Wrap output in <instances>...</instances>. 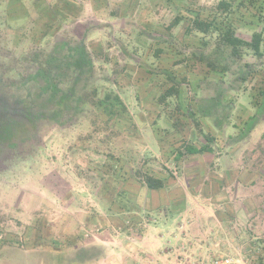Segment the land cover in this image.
Masks as SVG:
<instances>
[{
	"label": "rangeland",
	"instance_id": "obj_1",
	"mask_svg": "<svg viewBox=\"0 0 264 264\" xmlns=\"http://www.w3.org/2000/svg\"><path fill=\"white\" fill-rule=\"evenodd\" d=\"M64 1L0 0V264H264V77L238 79L264 70V52L223 56L222 75L190 51L209 52L223 22L249 39L264 0L227 12L221 0H77L70 14ZM49 8L67 16L44 34ZM195 14L217 29L188 31ZM155 43L171 54L152 56ZM78 47L92 74L78 76ZM174 60L179 96L158 103L170 81L157 69ZM221 77L224 107L200 116ZM92 86L126 112L83 102ZM198 126L212 151L176 159L205 141ZM143 174L166 188H140Z\"/></svg>",
	"mask_w": 264,
	"mask_h": 264
},
{
	"label": "trees",
	"instance_id": "obj_2",
	"mask_svg": "<svg viewBox=\"0 0 264 264\" xmlns=\"http://www.w3.org/2000/svg\"><path fill=\"white\" fill-rule=\"evenodd\" d=\"M66 1H71V2H67ZM238 1V2H237ZM258 2L260 0H257ZM263 0H261L262 2ZM65 11L70 14V9L71 7L77 6L78 1L77 0H65ZM246 0H227V1H220L219 5H218V9L217 10H222L224 12H227V10L232 9L233 10V5L236 8H240L242 7L245 3ZM70 3H73V5H71ZM264 5V3H263ZM235 8V9H236ZM46 14H47V19L45 20V28L42 30V33L46 34L45 31H47L48 28H50L56 21L58 23V17L61 18V20L65 19L67 14L64 13V11H62L61 13H56L57 9L55 8H49L48 10H46ZM235 11V10H233ZM76 14V13H75ZM118 14V13H117ZM119 15H122V13H120ZM196 16H194L191 20V25L189 27L188 31H191L192 29L198 30L200 32H208L209 30H211L212 27H217V25H215V21L217 20V17H214L213 15H211V17H202L199 16V14H195ZM59 18V19H60ZM57 19V20H56ZM182 20L181 15H176L173 17V19L170 21V24L168 25V29L173 28L174 26L178 25L179 22ZM261 18H259V21L261 22ZM223 26L224 29H220L218 30L219 32L217 33V37L214 40V46L211 47V49L209 50V52H204L202 49L199 48H193L191 49V53H193L195 56H197L201 61H203L205 63V65L209 68V70H213V71H218L220 72L222 75L228 71V64L223 62V64L218 61L219 59H221L223 56L225 57H236L241 55L242 53V49L243 48H247L249 50L252 51V53L254 55H256L257 57H261L263 55V43H264V25L262 24V28L254 30L249 39H245L243 37H240L236 34V30L233 27V25L229 22L224 23L223 22ZM217 29V28H216ZM188 33V32H187ZM205 45H204V44ZM209 41H205L202 42V44L204 45V47H206V45H208ZM170 50L166 49L164 46H161L160 43L157 44L156 43L151 46H147V49L149 51V53L157 58L161 57L162 55H165L167 52V55L171 54V48H169ZM77 53H76V57L73 60V64L80 69L78 73V76H81L82 74H84V72H86V74H92L93 72V66H92V62H91V58L88 55H86V53L84 52L85 50L82 47H78L77 48ZM147 53V55L149 54ZM146 55V56H147ZM211 56V59L208 56ZM213 56H215L216 61H214ZM217 56V57H216ZM182 58L178 59L181 60ZM176 60H174L173 62H171V64H169L168 66H163L162 68H158V72H160L161 74L165 75L166 78L170 81V86H168L164 91H161L160 96H159V102L158 103H162L166 97L168 96H175L178 97L179 96V90H180V86H179V82L177 80V76L175 73H173L172 71V66L175 64H178V62H175ZM182 61V60H181ZM158 62L159 59H158ZM220 63V64H219ZM158 66V64H157ZM251 72V73H250ZM258 73L261 74L264 77V70L260 69V70H253L248 69L246 70V75H240L238 76V79L245 81L247 79L250 78V76L253 73ZM150 73H152L150 71ZM264 82V78L262 79ZM211 84L214 85V87L216 88L214 91V94L212 96H209L207 99V106L203 107V105H200V102L197 103L198 106V112H201L200 116H208V117H212L214 115L218 114L219 108H223V99H222V95L225 94L228 91V88H231V85L227 86L224 84L223 78H218L217 80H215V82H212ZM209 86V84H208ZM212 86V85H210ZM199 87V86H198ZM224 89V90H223ZM226 89V90H225ZM82 97H83V102L89 101L91 106H93L94 108H98V105H103L105 111H108V113H111L113 115L118 113V108H115V106H113V102L111 101V99H114L115 101H117V103H119V106L121 105V110L122 112H126V107L122 105V103H120V98L117 94H114L112 91H107L104 93V95L102 97H99L97 95V89L96 87L92 86L90 89L88 90H83L82 91ZM263 98H264V92H263ZM179 100V99H178ZM102 107V108H103ZM118 107V106H117ZM121 112V111H120ZM186 114L187 116H189L191 118V120H196L198 119L197 117V113L194 112L192 109L186 110ZM256 115L254 116H250L248 118V120H246V129L245 130H249L252 127V123L250 124L251 121H253L255 119ZM111 118V116H110ZM109 117H107V120L109 122L110 120ZM199 125V124H198ZM199 128V133L201 135L204 136L205 142L204 144L200 145V146H195L192 143H188L186 142V144L183 146V150L180 151V149H178V151L176 152L175 158L179 159L181 156L185 155V154H197V153H205V152H211L212 151V146H211V141L213 140V138L202 134L201 131V127L198 126ZM245 130L242 132V134L245 132ZM142 180L143 182H140V188L144 187L148 190H162L165 185V179L166 177H159V176H154L151 174H143L142 175ZM166 188V187H165ZM121 202V197L120 200H118V198L113 197L109 203V206L111 203L115 204V202ZM126 201V200H125ZM129 201V200H127ZM126 203V202H125ZM120 204V209L121 210H126L123 206H121L122 204ZM111 207V206H110ZM109 207V209H110ZM112 209V208H111ZM264 248V246H262Z\"/></svg>",
	"mask_w": 264,
	"mask_h": 264
},
{
	"label": "built area",
	"instance_id": "obj_3",
	"mask_svg": "<svg viewBox=\"0 0 264 264\" xmlns=\"http://www.w3.org/2000/svg\"><path fill=\"white\" fill-rule=\"evenodd\" d=\"M209 264H231V258H212Z\"/></svg>",
	"mask_w": 264,
	"mask_h": 264
},
{
	"label": "crops",
	"instance_id": "obj_4",
	"mask_svg": "<svg viewBox=\"0 0 264 264\" xmlns=\"http://www.w3.org/2000/svg\"><path fill=\"white\" fill-rule=\"evenodd\" d=\"M250 116H251V115H250ZM207 117H208V116H207ZM211 134H212V135H211ZM211 134H210V135L213 136V133H211ZM233 137H234V136H233ZM235 137H236V136H235ZM235 137H234L233 139H237V138H235ZM204 142H205V141H204ZM204 142H202L200 145L204 144ZM188 143H192V144H194V143L192 142V140L188 141ZM200 145H199V146H200ZM197 147H198V146H197ZM186 155H187V154H185V155H183V156H186ZM181 157H182V156H181ZM68 189H69V188H68ZM70 189H72L71 186H70ZM70 189H69L68 192H67L68 195L73 193V190H70ZM160 236H161V235H160Z\"/></svg>",
	"mask_w": 264,
	"mask_h": 264
}]
</instances>
